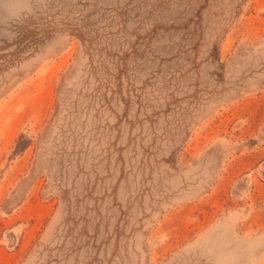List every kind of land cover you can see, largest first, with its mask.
Segmentation results:
<instances>
[{
    "label": "rangeland",
    "instance_id": "obj_1",
    "mask_svg": "<svg viewBox=\"0 0 264 264\" xmlns=\"http://www.w3.org/2000/svg\"><path fill=\"white\" fill-rule=\"evenodd\" d=\"M0 264H264V0H0Z\"/></svg>",
    "mask_w": 264,
    "mask_h": 264
}]
</instances>
